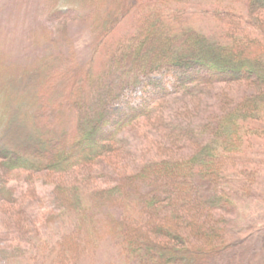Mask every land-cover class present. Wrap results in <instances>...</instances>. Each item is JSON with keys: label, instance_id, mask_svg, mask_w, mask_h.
Listing matches in <instances>:
<instances>
[{"label": "trees", "instance_id": "1", "mask_svg": "<svg viewBox=\"0 0 264 264\" xmlns=\"http://www.w3.org/2000/svg\"><path fill=\"white\" fill-rule=\"evenodd\" d=\"M40 1L52 14L39 67L14 72L16 52L1 46L14 89L0 122L3 260L87 264L110 242L123 264H205L230 250L234 214L263 185L264 0H206L212 29L188 18L192 0H101L87 61L74 32L94 30L95 14ZM134 11L98 72L96 55ZM58 74L60 96L73 94L45 130L34 98ZM232 84L249 91L235 97Z\"/></svg>", "mask_w": 264, "mask_h": 264}, {"label": "rangeland", "instance_id": "2", "mask_svg": "<svg viewBox=\"0 0 264 264\" xmlns=\"http://www.w3.org/2000/svg\"><path fill=\"white\" fill-rule=\"evenodd\" d=\"M65 5V6H64ZM211 5L206 0H192L187 4L191 11H195L194 15H188L192 22H200L202 24L211 25L210 29L214 28V17L206 13V7ZM52 7L55 9L68 8L69 10L77 9L85 12L90 16L95 14V23L97 26L94 30L90 31L91 25L89 21L82 23L75 29L74 40L81 53V57L87 61L94 54V36L95 32H100L99 28L105 16V10L101 5V0H53ZM97 13H96V12ZM245 12H249L246 9ZM52 10L47 12L40 0H0V57L1 51L9 58L10 55L1 46L5 44L10 51L16 52L11 58L15 62L11 64L18 69L12 67L10 64L5 72H0V122L1 125L7 122V110L10 104L11 95H13V87L11 84L6 86L7 81L11 80L12 73L20 72L25 67L32 66V70H36V62L39 61L41 56H44V50L47 47L45 43L40 42V34L45 28H50V18ZM136 11L131 14L118 29L105 43L101 52L95 57V66L98 72H101L110 61L112 52L117 41L125 34L134 30L136 21ZM14 16V17H13ZM213 21V22H212ZM45 46V47H44ZM6 49V48H5ZM36 64V66H35ZM18 73V74H20ZM24 73V72H23ZM8 76H10L8 78ZM62 77L53 76L50 80L45 79L44 86L42 85L38 98L35 99L33 105V112L41 115V125L47 129H54L60 120L61 109L64 107L67 98L73 94V87L67 90V94L62 97L60 93L65 87L59 86V81ZM48 83V84H47ZM71 82H69L70 85ZM60 87V88H59ZM226 89L235 95L241 96L249 91L247 84H232L227 85ZM134 94L133 100L137 102L145 93L143 87L138 89ZM144 91V92H143ZM69 95V96H68ZM9 114V113H7ZM254 155L259 159L264 160V137L261 138L257 148L254 150ZM264 175V174H263ZM263 185L257 198L245 202L244 205L239 207L234 214V246L222 254L213 257L206 261L205 264H264V176L262 177ZM53 186L42 184V191L50 193ZM4 217L0 213V228L3 227ZM98 259H88L87 264H123L122 259L119 257V251L112 242L108 243L105 250ZM52 259L44 258L37 264H52ZM0 264H26L24 261L9 262L3 260L0 256Z\"/></svg>", "mask_w": 264, "mask_h": 264}]
</instances>
